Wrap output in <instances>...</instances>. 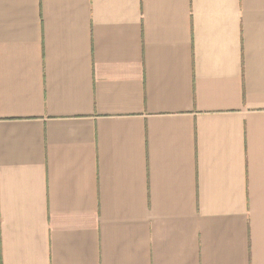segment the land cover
Listing matches in <instances>:
<instances>
[{
  "label": "crops",
  "instance_id": "crops-1",
  "mask_svg": "<svg viewBox=\"0 0 264 264\" xmlns=\"http://www.w3.org/2000/svg\"><path fill=\"white\" fill-rule=\"evenodd\" d=\"M0 264H264V0H0Z\"/></svg>",
  "mask_w": 264,
  "mask_h": 264
}]
</instances>
